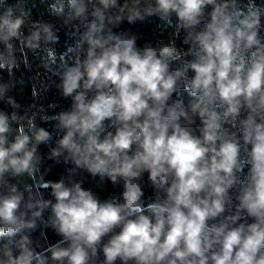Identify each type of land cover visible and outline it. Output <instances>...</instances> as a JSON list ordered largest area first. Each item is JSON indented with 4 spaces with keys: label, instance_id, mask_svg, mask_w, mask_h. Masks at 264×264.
<instances>
[{
    "label": "clouds",
    "instance_id": "obj_1",
    "mask_svg": "<svg viewBox=\"0 0 264 264\" xmlns=\"http://www.w3.org/2000/svg\"><path fill=\"white\" fill-rule=\"evenodd\" d=\"M40 2L0 0V264H264V0Z\"/></svg>",
    "mask_w": 264,
    "mask_h": 264
},
{
    "label": "trees",
    "instance_id": "obj_2",
    "mask_svg": "<svg viewBox=\"0 0 264 264\" xmlns=\"http://www.w3.org/2000/svg\"><path fill=\"white\" fill-rule=\"evenodd\" d=\"M32 4L35 5V7L33 9L34 15L40 13L43 10L44 6H43V4H41L40 0H30V6ZM157 23H158V21L156 19H153V21L150 23H145V24L137 23L136 25H131V26L125 24L124 27L125 28H131L132 31L140 34L141 39L139 42L143 43L144 41L154 40L155 37L159 34V30L156 27ZM61 39L63 41V35H62ZM37 63L38 62H34L31 72H25L22 70L21 72L17 73L18 77L23 76L25 78L24 84L23 85L18 84L17 89L15 90L16 98L18 100H21V102H25L27 97L30 96V87L32 84H35L36 87L39 88L41 86V82L45 81V77L43 75V70L37 68V66H36ZM38 72H39V76L37 75ZM21 93H23L24 99L21 98ZM181 96L184 99L185 103H187L190 99V97L187 95L186 92H182ZM50 101H59V105L61 108H67L70 104V101L62 100L57 95H55L54 91L52 94H49L48 98L46 100H44L43 103L47 104ZM57 110H59V108ZM41 126H44L46 128H49V129L52 127L51 124H43V123ZM45 151H46V149H45ZM48 163H51V161H49ZM63 171H64L63 166H61V165L55 166L53 172L50 175V178L58 179L59 173H61ZM97 179H99V178L97 177ZM145 179H146V177H145ZM84 186L85 187H93L96 194L102 200L107 199L109 194L113 191L110 182H108L106 184V187L102 189V188L96 187L95 182L90 177L85 182ZM151 194H152V190L150 188L146 189V195H151ZM48 238L52 242H55L58 239V237L56 235H54L51 232V230L48 231Z\"/></svg>",
    "mask_w": 264,
    "mask_h": 264
}]
</instances>
